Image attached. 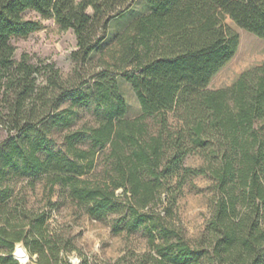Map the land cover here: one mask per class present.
Instances as JSON below:
<instances>
[{
    "label": "trees",
    "instance_id": "1",
    "mask_svg": "<svg viewBox=\"0 0 264 264\" xmlns=\"http://www.w3.org/2000/svg\"><path fill=\"white\" fill-rule=\"evenodd\" d=\"M140 1L143 11L119 38V70L142 108L128 118L117 79L104 69L89 93L63 87L54 64L49 80L37 84L38 66L25 53L15 61L11 40L41 28L39 19L24 16L33 10L71 28L77 41L72 56L84 60L106 39L110 22L138 0H0V119L14 130L0 147V171L46 172L50 184L59 183L91 216L126 214L124 226L143 228L154 249L138 264H264V62L229 86L208 87L237 51L238 32L225 19L264 40V0ZM66 99L69 106L54 113L51 105ZM90 103L102 107L103 116L75 126L72 106ZM153 114L151 130L147 116ZM43 120L66 130L64 149L50 147L45 132L31 137L30 127ZM192 150L209 164L185 165ZM99 154L107 157L109 176L91 179L86 174ZM197 173L211 174L217 191L205 229L192 241L167 222L165 207L164 213L156 207L174 178L181 186ZM23 216L20 223L0 220V264H19L12 253L19 241L40 264H71L62 255L65 243L51 234L47 212Z\"/></svg>",
    "mask_w": 264,
    "mask_h": 264
},
{
    "label": "rangeland",
    "instance_id": "2",
    "mask_svg": "<svg viewBox=\"0 0 264 264\" xmlns=\"http://www.w3.org/2000/svg\"><path fill=\"white\" fill-rule=\"evenodd\" d=\"M143 9L142 1L138 0L131 11L114 18L110 22L106 39L84 60H76L72 56L77 41L71 28L62 29L52 17H42L28 10L24 16L39 19L42 26L26 37L12 38L15 45L14 59L17 61L22 53L28 55L29 60L39 68L35 72L37 84H45L49 80L52 74L49 67L54 64L64 82L63 87L76 92L89 93L97 73L104 69L109 79H117L119 90L126 99L125 116L137 117L142 114L141 105L125 73L119 70L122 66L119 60V38L126 33L130 18ZM225 21L238 32L239 43L234 56L212 77L209 88L229 86L242 71L264 62V40L237 26L230 18ZM54 92L58 94L61 90L57 88ZM69 104V99L54 102L51 109L54 113L63 112ZM72 108L76 110L75 126L95 124L103 116V108L96 107L94 103L74 105ZM167 116L171 124H176L173 111H168ZM5 119H0V147L14 132L9 129L12 123ZM147 121L149 128L154 130V114L147 116ZM65 131L43 120L33 124L29 132L33 138L45 132L50 147L64 149ZM107 163L105 154H99L95 167L86 175H91V179L108 177ZM184 164L191 167L207 166L209 159L200 150H192L184 159ZM178 181L174 178L170 182V189L162 192L163 198L168 195L163 202H158L156 210L162 211L165 207L168 211L167 222L175 224L188 239L194 241L201 236L213 211L216 181L209 173L189 174L181 186ZM122 191L121 187L116 190L117 193ZM0 199L3 208L1 221L6 218L10 223H20L26 221L23 215L27 212L46 211V223L51 234L65 243L67 249L62 251V255L71 264H138L145 252L154 251L143 228L130 231L124 226L126 214H109L100 219L91 216L86 206L69 196L59 183L50 184L46 172L25 174L19 166L0 171ZM15 248L16 245L13 250ZM18 249L24 251L23 247L19 246ZM27 252L29 261L27 255L19 264H40L35 254Z\"/></svg>",
    "mask_w": 264,
    "mask_h": 264
},
{
    "label": "built area",
    "instance_id": "3",
    "mask_svg": "<svg viewBox=\"0 0 264 264\" xmlns=\"http://www.w3.org/2000/svg\"><path fill=\"white\" fill-rule=\"evenodd\" d=\"M16 245V248H15V250H13V256L20 262V263H22V259H21V257L17 254V246H22L23 248H24V250H25V252L27 253V255H28V252H27V248L25 247V245L23 244V243H17V244H15ZM28 260L27 261H29V255H28V258H27ZM26 261V262H27Z\"/></svg>",
    "mask_w": 264,
    "mask_h": 264
},
{
    "label": "bare ground",
    "instance_id": "4",
    "mask_svg": "<svg viewBox=\"0 0 264 264\" xmlns=\"http://www.w3.org/2000/svg\"><path fill=\"white\" fill-rule=\"evenodd\" d=\"M18 247L19 246H17V254L21 257V259H23L25 256L27 257V253L25 252V250L24 251H20L19 249H18ZM20 247H22V246H20Z\"/></svg>",
    "mask_w": 264,
    "mask_h": 264
}]
</instances>
